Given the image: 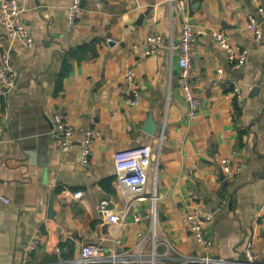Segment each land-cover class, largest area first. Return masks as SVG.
<instances>
[{
  "label": "crops",
  "instance_id": "obj_1",
  "mask_svg": "<svg viewBox=\"0 0 264 264\" xmlns=\"http://www.w3.org/2000/svg\"><path fill=\"white\" fill-rule=\"evenodd\" d=\"M18 1L35 43L9 38L0 25V52L10 51L17 73L12 89L0 80V195L10 199H0V264H78L86 243L102 244L109 254L135 253L138 232L150 227L152 183L143 194L122 187L113 155L142 144H161L160 236L182 253L234 264L245 260L252 241L256 262L264 264V39L256 41L248 28L251 15L262 20L264 0H83L74 25L68 17L73 0ZM181 1L198 37L189 79L202 104L193 116L167 47L171 39L180 40ZM213 29L224 30L247 52L243 67H232ZM153 32L165 37L166 47L159 55H144L145 38ZM92 41L98 54L71 58L72 70L57 94L64 55ZM135 85L140 101L131 105L126 97ZM57 112L76 128L68 152L52 134ZM149 118L158 125L155 135L144 130ZM87 128L101 135L93 141L90 162L82 164L80 141ZM226 165L235 173H226ZM78 191L84 194L75 199ZM103 200L109 213L123 214L121 221L110 222L100 211ZM195 204L212 214L205 223L213 240L209 248L197 244L186 221ZM35 235L42 242L28 253ZM163 251L161 243L158 252ZM167 263L182 264L175 254L158 264Z\"/></svg>",
  "mask_w": 264,
  "mask_h": 264
},
{
  "label": "built area",
  "instance_id": "obj_2",
  "mask_svg": "<svg viewBox=\"0 0 264 264\" xmlns=\"http://www.w3.org/2000/svg\"><path fill=\"white\" fill-rule=\"evenodd\" d=\"M83 0H73L72 5L68 10L69 22L74 25L79 19L80 10L82 9ZM179 12L182 15V26L179 43L171 39L167 47L171 59L176 58L179 72V83L182 89L183 97L188 103L190 115L197 113L198 108L202 104L201 100L195 95L196 88L193 80L189 79L192 71V61L197 47V34L194 30V25L189 15V11L183 2L179 5ZM259 13L262 20L251 15L248 19V28L253 33L256 41L261 42L264 39V4L259 6ZM0 25L3 27L6 35L12 39H20L26 45L32 46L35 43L32 29L26 23L23 16V8L18 0H0ZM212 36L215 41L226 52L227 60L232 67L238 69L243 67L248 59L247 52L240 50L231 41V38L224 30L213 29ZM109 40L111 38H108ZM166 47V39L160 33H149L144 41V55H159L162 49ZM220 71H222L220 69ZM127 79L133 82L134 72L132 67L126 69ZM0 80L5 87L12 89L16 86L17 73L14 69L12 55L9 50L0 52ZM234 95L237 101L242 103V94L239 85L234 88ZM126 100L131 105H137L140 101V91L135 85L130 95ZM3 125L0 124V141L2 139ZM52 134L58 143L59 148L63 152H68L75 144L76 128L68 123L62 112H57L54 116V125ZM101 135V131L95 128H87L84 131V136L81 139V163L88 164L92 155V144L96 137ZM161 144L157 149H154L150 144L136 145L132 147L116 150L113 155L115 163V178L116 181L124 188L131 190L136 194L146 192L149 183H152V191L150 193V227L147 233L138 232L139 242L136 252L125 251L121 255L109 254L102 244L86 243L82 246L81 256L77 260L78 264H93V263H121V264H158L165 263V259L170 254H175L182 264H234L235 262L227 261L221 257L211 255L185 254L179 251L168 237L160 236L158 231L159 226V195H158V173H159V157ZM236 154V152H234ZM155 160V163L153 161ZM152 177L150 179V166ZM242 167H238L240 171ZM225 172L228 174L235 173L230 165H226ZM84 194L83 191L73 193L75 199H79ZM0 199L5 202H10V199L0 195ZM130 203L128 208L132 206ZM100 211L108 213L110 222L121 221L123 214L109 213L108 202L105 200L99 203ZM142 215H137L136 220L141 221ZM212 220V214L206 212L203 207L198 204L191 205L186 214V221L197 244L199 243L205 248H209L213 244V240L205 231V223ZM41 235H35L30 242L27 251L31 253L35 251L41 244ZM164 245L163 253L158 252V246ZM151 247L146 251L147 245ZM245 260L237 264H261L256 262L255 247L252 241H249L244 251ZM168 264V263H167Z\"/></svg>",
  "mask_w": 264,
  "mask_h": 264
},
{
  "label": "trees",
  "instance_id": "obj_3",
  "mask_svg": "<svg viewBox=\"0 0 264 264\" xmlns=\"http://www.w3.org/2000/svg\"><path fill=\"white\" fill-rule=\"evenodd\" d=\"M96 41H92L86 43L84 45H80L76 48L70 49L68 53L64 55V59L62 62V68L56 76V93L59 94L63 88V82L66 77L69 76L72 70V63L70 61L71 58L78 57L79 60H83L89 55L95 56L97 53L96 49Z\"/></svg>",
  "mask_w": 264,
  "mask_h": 264
},
{
  "label": "water",
  "instance_id": "obj_4",
  "mask_svg": "<svg viewBox=\"0 0 264 264\" xmlns=\"http://www.w3.org/2000/svg\"><path fill=\"white\" fill-rule=\"evenodd\" d=\"M144 126H145L144 130L149 134L155 135L157 133L158 125L155 123V121L152 118H149ZM52 212H53L52 209H50V216H52L51 215Z\"/></svg>",
  "mask_w": 264,
  "mask_h": 264
}]
</instances>
